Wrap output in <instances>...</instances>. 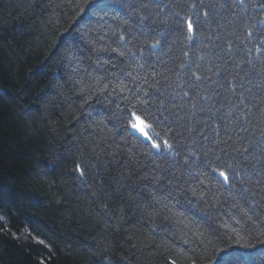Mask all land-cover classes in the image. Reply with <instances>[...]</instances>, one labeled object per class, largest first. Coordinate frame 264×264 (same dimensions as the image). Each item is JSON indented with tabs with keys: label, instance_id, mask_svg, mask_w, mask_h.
Segmentation results:
<instances>
[{
	"label": "trees",
	"instance_id": "obj_1",
	"mask_svg": "<svg viewBox=\"0 0 264 264\" xmlns=\"http://www.w3.org/2000/svg\"><path fill=\"white\" fill-rule=\"evenodd\" d=\"M82 7L84 0H0V264H171L172 260L216 264L220 250L228 248L249 253L242 264H264L259 256L262 246L241 247L245 239L255 243L248 233L256 235L264 229V205L254 215L255 223L245 218L236 225L229 219L240 218L233 203L248 207L238 186L228 187L196 164H192L193 175H187L183 156L180 166L169 167L167 173L154 170L149 160L165 167L170 160L161 161L136 136L117 134L120 98L80 91L79 77L70 68H87L88 61L102 58L116 66H106V71L126 69L118 53L103 52L98 57L90 51L91 42L108 31L104 25L112 30L124 27L126 16L109 11L98 24L80 13ZM127 27L125 36L134 51L144 48L147 52L158 38L141 35L132 21ZM257 42L254 39L249 47ZM122 43L118 35H108L104 46L119 48ZM194 50L195 42L189 45L182 33L167 35L163 48L150 53L147 71L154 70L157 79L167 76L175 87L173 72L184 61L183 52ZM73 56L77 63L70 65ZM157 57L160 63L155 62ZM221 67L231 71L229 65ZM223 99L214 97L206 105L213 107V116L219 106L216 100ZM176 103L189 108L179 96ZM197 119L207 121L203 131L209 136L219 123L205 115ZM113 139L120 148L119 153L113 149L117 160L126 162L133 149L138 163L135 168L118 163L98 173L94 152L100 153L102 140L111 143ZM101 163L107 165L108 160ZM145 165L147 172L141 171ZM196 173L204 175L197 178ZM125 174L130 179H122ZM173 174L178 178L173 185L179 182L180 189L167 186ZM146 175H155L163 181L164 191L172 192L174 198L166 207H147L149 201L141 196L152 191L151 184L141 182ZM185 189L195 190L197 196ZM201 193L206 199H200ZM217 201L211 208L210 203ZM232 228L240 234L241 245L235 243L238 237ZM197 231L204 234L200 239L193 235Z\"/></svg>",
	"mask_w": 264,
	"mask_h": 264
},
{
	"label": "snow or ice",
	"instance_id": "obj_2",
	"mask_svg": "<svg viewBox=\"0 0 264 264\" xmlns=\"http://www.w3.org/2000/svg\"><path fill=\"white\" fill-rule=\"evenodd\" d=\"M84 4L80 13H85L88 20L96 19L98 24L109 11H120L126 16L124 27L112 30L104 25L108 31L92 41L94 47L90 49L98 57L103 52L118 53L126 69L106 71V66L113 69L116 66L110 59L102 58L88 61L87 68H70L79 77L80 91L120 98L122 107L117 105L119 115L116 119L120 121L117 134L136 136L161 161L170 160L168 167L149 160L154 170L167 173L169 167L180 166L183 156L182 167L187 175H193L192 164H196L206 169L208 176L217 177L228 187L238 186L241 198L248 207L233 203L232 208L238 209L240 218L230 216L229 219L236 225L245 218L255 223L253 217L264 205V59H261L264 57V0H141L139 3L131 0H84ZM100 13L105 16H99ZM128 21H132L141 35L154 34L158 37L148 45L147 52L144 48L134 51L128 46L130 40L125 36V32L129 31ZM177 32L183 34L189 45L195 42V50L191 54L183 52L185 59L173 72V87L167 76L163 80L157 79L158 74L147 69L151 68L152 50L163 48L167 35ZM108 35H118L123 42L119 48L104 46ZM254 39L258 42L249 47ZM155 62L160 63L158 57ZM69 63L75 65L77 57L73 56ZM221 65H229L231 71ZM102 71L104 74L100 75ZM201 85H204L203 89ZM178 96L188 101V109L176 103ZM220 96L224 99L216 100L219 106L213 116V107L206 105ZM199 115L219 121L211 136L203 131L207 121L198 120ZM155 128L160 131H154ZM177 129L180 131L177 132ZM162 133L168 138H162ZM181 140L183 143H178ZM99 147L100 153L97 155L94 152L93 155V159L97 160L98 173L101 168L111 169L118 163L132 168L138 163L133 159V149H129L126 162L116 159L113 149L119 153L120 148L115 139L111 143L102 140ZM104 160H108L107 165L101 163ZM77 171L83 176L79 165ZM141 171L147 172V166H141ZM200 175L204 173H196L197 178ZM121 178L127 180L130 176L125 174ZM173 180L178 181L174 174L167 181V186L180 189V183L173 185ZM141 182L152 186L147 195L141 192V196L149 201L148 208L154 205L166 207L167 202L174 198L171 191H164L161 187L163 181L157 180L155 175H146ZM200 187H204L203 181H200ZM185 191H191L194 198L197 196L195 190ZM200 199H206L204 193H201ZM217 203L219 201L210 203V207L215 208ZM176 205H180L179 200H176ZM250 210L252 214H249ZM261 215H264V210H261ZM204 218L208 219L207 212ZM223 227L228 228V225ZM232 231L236 233L235 228ZM193 235L200 239L204 234L197 231ZM236 235L235 243L241 245L240 234ZM248 235L255 243L245 239L241 247L254 249L257 245L262 246L259 256L264 260V239L260 238L264 236V229L256 235ZM248 255L238 249H222L216 264H242ZM171 264H176V260H172ZM191 264H197L196 260H192Z\"/></svg>",
	"mask_w": 264,
	"mask_h": 264
}]
</instances>
